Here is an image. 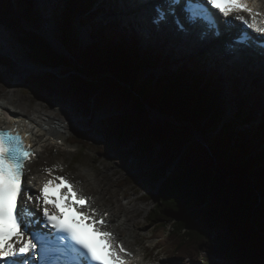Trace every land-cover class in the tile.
<instances>
[{"label":"trees","instance_id":"trees-1","mask_svg":"<svg viewBox=\"0 0 264 264\" xmlns=\"http://www.w3.org/2000/svg\"><path fill=\"white\" fill-rule=\"evenodd\" d=\"M19 3V18L24 19L32 4L30 0ZM91 6L94 0L67 2L62 46L86 68L85 73L76 71L73 76L72 95L86 105L99 97L117 102L118 113L107 120L105 144L95 155L124 166L140 152L159 148L161 167L148 174L135 172L126 183L135 185L147 179L159 185L149 221L156 232L163 228L167 233L169 259L183 264H217L213 260L264 264V99L260 81L255 80L241 94L236 79H223L215 72L198 74L200 60L179 65L178 72L168 71L158 80L140 81L141 69L150 67L147 61L135 64L137 39L132 40L134 52L121 45L122 39L121 44L114 41L117 24L104 27L109 39L89 28L102 41V50L99 45L79 49L72 21L76 16L86 18ZM12 13L10 3L0 0L3 30L19 28L20 21ZM18 35L35 64L49 69L70 67L67 58L55 53L42 37L30 32ZM5 64L0 58V66ZM46 81L38 85L42 87ZM222 89L224 99L219 98ZM227 103L235 109L234 119L222 123V105ZM152 112L172 118L176 125L153 123ZM194 134L207 147L194 141ZM173 164V172L166 175Z\"/></svg>","mask_w":264,"mask_h":264},{"label":"rangeland","instance_id":"rangeland-1","mask_svg":"<svg viewBox=\"0 0 264 264\" xmlns=\"http://www.w3.org/2000/svg\"><path fill=\"white\" fill-rule=\"evenodd\" d=\"M68 1L69 0H61V2L58 3L59 7L57 11L51 16L52 24L55 25L48 28L49 33L56 34L57 41L55 42L58 43L57 46H53L52 38L50 39L49 36L43 34L45 26L41 23L42 12L38 10L36 3L34 2L33 4L32 1V8L26 18L20 19L19 28L8 31L0 29V31L3 32L0 33V37L6 40L13 55L6 56L0 52V58L3 57L6 61L4 66H0V103H6L9 98L7 94L10 93V95H12L13 91H15L14 99L22 100L23 110H18L22 112V117L35 119L39 115L51 116L53 118L52 123H55L53 125L56 126L58 130V132L54 130L50 131L49 126H47L48 124L42 125V130H45L46 135V140L43 141L45 147H41L40 150L42 153H39L38 158L27 165V169L29 173L32 174V178L38 176L36 173L37 169L42 170L43 177H51L52 172L51 175H49L45 169L52 170L60 165L61 169L64 170L63 174L72 178V175L79 177L82 180V185L85 179H89L90 181H85L86 184L84 187H86L88 191L92 188V196L96 197V201L99 200V196L104 197V201L98 203H100L106 211H109L110 214L113 213L112 216L114 218L112 219L113 221H110V223H112L110 228L116 232L119 240L125 241L131 247L136 246L143 255L151 257L157 264H182L181 261L167 258L169 254L166 251L165 245V235H167V233H165L163 228H160V231L156 232L154 229L155 225L151 224L149 221L150 214L157 202L159 185H155L147 179L141 180L135 185H128L126 183V179L135 172H145L148 174L155 172L161 167L162 163L158 157L159 149L156 148L153 151L140 152L135 157L131 158L130 162L124 166L114 163L109 157L101 158L95 155V151L99 150L100 146L105 144L107 120L117 114V102L113 99L103 100L99 97L98 99L91 100L90 104L86 105L72 96L71 84L74 79L73 76L77 75L76 71L85 73L86 68L81 67L78 64L79 61L75 60L62 46L64 38V33L62 31L64 23H62V18L66 12V3ZM256 1L260 2L262 8H264V0ZM103 12H105L106 15L103 14ZM107 12L110 13V11L101 10V18L99 14L92 22L96 21L99 32L102 33L103 37L109 39V34L105 31L104 26L112 17L107 15ZM129 12L130 11H127V13L123 15L128 21H130V18L136 16V13L128 14ZM122 14L123 13H121V15ZM103 16L106 17L103 18ZM85 19V16H76L72 21L76 34V38L74 37V39L76 41L78 40L79 49L81 50L87 45L85 29H87L89 25L91 26L90 21L84 22ZM97 20H99V22H97ZM99 27L101 29H99ZM18 32H30L42 37L55 53L67 58L71 63L70 67L66 69H64V67L50 69L49 71L51 72H49L47 68L36 64L41 72L46 71L47 73H26L21 67V61L34 62L29 56L28 51L21 46ZM149 34L152 37L157 36L151 29ZM143 41L146 42L145 40ZM108 44L110 45V41ZM122 44L125 45L124 43ZM154 47L155 46L152 45L149 46V48L144 47L141 48V51L147 54L148 52L153 54L155 52ZM125 48H129V46ZM168 53H172V50L164 49V53H161L158 59H165V55ZM138 56L139 58H136L135 64L140 65L143 61L146 63V59L140 55ZM9 57H12L14 61H11ZM175 57L178 58L179 65L187 61V58H180L178 54H176ZM206 64L209 65L208 62H206ZM15 68H21L19 70L20 72L16 71ZM224 68L226 69L225 66ZM166 69L168 71L172 70L167 67ZM1 71H4V75L12 77V81L2 79ZM146 71V69H141V74L139 75L140 81L151 79V76ZM166 71H164L165 74L168 73ZM225 71L228 73V70H224V72ZM258 73L262 74L261 71ZM218 76L224 78V76L220 74H218ZM241 77L239 82L240 93H242L243 86L247 91L250 87V81L252 80L250 75L244 80L242 75ZM41 80H47L42 87L38 85ZM240 84H243V86ZM223 91H220V99L221 97L223 98ZM44 99L49 101L47 105L54 104L59 113L52 112L50 106H47V108L45 107V110L42 109L44 112L36 111L38 103ZM17 105L18 104L15 106ZM226 105H228V109L225 108L224 113L221 114V121L223 123L232 122L235 114L234 107L230 104ZM87 109H89V112ZM149 118L153 123L176 125L172 118H165L154 112L150 113ZM257 124H259L258 120ZM49 132H51V134H48ZM194 136L197 138L199 135L194 134ZM49 138H55V140H47ZM83 143L87 146V149L84 147ZM83 171L84 175L82 174ZM171 172L172 171H167V175L171 174ZM80 189L83 191L85 190L83 187H80ZM96 205H94V207H96ZM202 255H204V253H202ZM214 263L234 264V262L220 260H215Z\"/></svg>","mask_w":264,"mask_h":264},{"label":"snow or ice","instance_id":"snow-or-ice-1","mask_svg":"<svg viewBox=\"0 0 264 264\" xmlns=\"http://www.w3.org/2000/svg\"><path fill=\"white\" fill-rule=\"evenodd\" d=\"M160 2L169 6V13L156 6L155 23H163L169 14L175 15V6L183 2L190 30L199 27L210 31L217 29L219 24L213 9L218 10L226 26L234 23L227 19L232 11L258 15L242 0ZM235 20L241 22L242 28L238 43L247 44L254 39L249 29L258 34L255 39L264 41V26H258L255 20L249 23L240 15ZM261 47L264 48V45ZM33 155L14 130L0 129V264H88L89 261L91 264H127L121 254L128 253L123 247L117 251L118 246L111 241L112 234L102 230L105 221L94 219L95 209H90V214L84 211L90 198L78 197L66 177L54 176L43 183L38 195L32 193L28 187L31 181L25 182V165ZM45 171L51 175L50 169ZM33 201L37 209L35 212L30 206ZM65 209L74 211L79 217L74 222H87L85 226L92 227L106 255H98L75 228L64 222Z\"/></svg>","mask_w":264,"mask_h":264},{"label":"bare ground","instance_id":"bare-ground-1","mask_svg":"<svg viewBox=\"0 0 264 264\" xmlns=\"http://www.w3.org/2000/svg\"><path fill=\"white\" fill-rule=\"evenodd\" d=\"M34 2L36 3L38 10H40L42 12L41 13V15H42L41 23H43V25L45 26L44 28L49 32L48 28H51V26L53 25L51 16H53L55 14V12L57 11V9L59 7L58 3H60L61 0H34ZM102 2L107 9H111L113 7L117 11L116 12L117 15L123 21V24H122L123 28H121L120 32L126 41L129 38L128 37L129 36L128 29H130V30L135 29V31L140 35V37H142L143 40H145L147 43H149L150 46L151 45L155 46L154 47L155 52L153 54H150V52H148V54H147L146 52H142L141 48H137L138 54L140 56L148 59V61H147L148 64L154 63L153 61L156 59L158 60V58L160 57V54L164 53V49H170L173 52L175 51L176 54L178 53V55H180V57L184 59V58H189L190 55L194 54L195 51L201 50L205 47V46H203V43H200L199 39L196 38L195 36L192 38V40L184 41L183 37L181 36V33H179V32L174 33L172 31H168L167 33L162 34L160 32L158 33V31L152 30V27L150 25V20H149L150 14L148 13V11L145 10L143 7L137 6L136 4L128 3L127 0H121V5H118L116 8H115L114 0H102ZM252 5H259L261 7V10H264L262 8L261 3L256 1V0L252 1ZM127 11H130L128 14L136 13V16L134 18H130V21H128V19L123 16L124 14L127 13ZM121 13H123V14L121 15ZM103 14H105V12H103ZM101 16H100V18H101ZM105 17L106 16H103V18H105ZM110 17H112V16H110ZM235 17H236V15H233V16H231L230 19L232 21H234L236 24H239V21H236ZM125 18H126V21H125ZM97 22H99V20H97ZM99 24H101V23H99ZM97 25L98 24H95L96 27H97ZM95 26H92V27H95ZM90 27H88L87 30H90L89 29ZM99 29H100V27H99ZM150 29L155 34H157V36L152 37L149 34ZM176 40L179 42H177ZM55 41H57V40L53 39V43H52L53 46H57V44H58ZM1 42H3V43H1ZM221 47H222L221 45L216 44L214 46H209L208 50H206V52H208V54L212 57V59L215 61L216 64L218 62L223 63V64H221V68H219L221 72H223L226 69L232 68V69H236V71L243 73V74H246V73L255 74V75H262L263 74V72H264V59H262L256 55L254 57H251L252 56L251 53H249V54H251V56H249V57H247L248 55L246 56L247 58L244 57V55H243L244 53H242V56H239L237 59L236 58H227L228 56L224 54ZM242 50H245V49L243 48ZM0 52L6 56H13L11 53L10 47L7 45L6 40H4L1 37H0ZM224 66L226 67V69L224 68ZM21 67L26 73H38V74L47 73L46 71L41 72L40 68L36 64L28 62V61H21ZM20 69L21 68H15V70L18 72H20L19 71ZM260 71L262 72V74L258 73ZM56 73H58V72H56ZM1 77H2V79L8 80V81H12V79H13L9 75H4V71H1ZM14 94H15V91H13L12 95H10V93H8L7 94L9 96L8 101H6V103H0V129L2 128V126L8 125V127H16L18 130L23 132V135L25 133H27L28 143H30L36 149L38 154L42 153V151L40 149H41V147H45L43 144V141L46 140L45 139L46 138L45 137L46 136L45 130H42V125L48 124L47 126H49L50 131L54 130V131L58 132L57 127L53 125L55 123L54 122L52 123L53 118L51 116H47V115H39L35 119L22 117V115H21L22 112L18 111V110H23L22 100L14 99ZM47 103H49V101H46L45 99L43 101L39 102L38 107L36 108V111L44 112L45 107L47 108V106H50L52 112L59 113L58 109L55 108L54 104L47 105ZM16 104H18V105L15 106ZM42 109H44V110H42ZM225 112H226V110H225ZM9 116H11V117L9 118ZM48 134H51V132H49ZM55 138L59 139L58 137H55ZM55 138H49L47 140H55ZM31 161L32 160H30L27 163V165ZM26 171L28 172L27 167H26ZM36 173L38 174V176L29 180V181H31V183H28V187L31 189L33 194L38 195L39 193L36 191V189L41 187L44 182H46L47 180L52 179V178L51 177H43L42 176V170H40V169H37ZM30 175H32V174H30ZM85 180L90 181L89 179H85ZM31 184H33V186H31ZM79 190L81 192H83V190L80 189V187H79ZM88 192L93 193L92 188H90V191H88ZM98 198H99V200L96 201V197H95L94 202L96 204H98V202H100V201H104V197L99 196ZM32 203L35 206V201H33ZM96 204H94V205H96ZM96 207H98V206L96 205ZM113 218L114 217L111 214V219L108 221L110 222ZM213 261L215 262V260H213Z\"/></svg>","mask_w":264,"mask_h":264},{"label":"water","instance_id":"water-1","mask_svg":"<svg viewBox=\"0 0 264 264\" xmlns=\"http://www.w3.org/2000/svg\"><path fill=\"white\" fill-rule=\"evenodd\" d=\"M2 30H3V28H1ZM8 31V30H7ZM45 35H47V36H49V38L51 39H55L54 37H52V36H50L48 33H45ZM43 39V38H42ZM85 39H87V41H86V44H87V46H93V47H95L96 48V45H99V48H100V50H102V48H101V46H104V45H102V41L100 40V38H98V37H96V34L95 33H93L91 30H87V29H85ZM43 41L45 42V40L43 39ZM46 43V42H45ZM47 44V43H46ZM48 45V44H47ZM106 47H107V49H108V43H107V45H105ZM139 48H141V46H140V44H139V46H138ZM53 50V49H52ZM100 52H102V51H100ZM166 58H167V62H168V64H169V66L175 71V72H178V70H180V66H179V64H178V62L174 59V58H172V56H170V55H166ZM2 66H4V65H2ZM65 69V68H64ZM47 70L49 71L50 69L49 68H47ZM152 71H153V74H154V80H158V78L159 77H162V76H166V74L164 73V68L162 67V66H154L153 68H152ZM50 72V71H49ZM73 96V95H72ZM218 104H216V106H217ZM117 111H118V109H117ZM118 113V112H117ZM153 113V112H152ZM160 116H162V115H160ZM195 137V136H194ZM194 140L195 141H198V142H200V143H202L205 147H207V145H206V143H204V141L202 140V138L200 137V136H198L197 138L195 137L194 138ZM156 148H158V147H156ZM155 148V149H156ZM159 149V148H158ZM174 166H175V164H173L172 165V167L171 168H169L168 169V171H172L173 172V169H174ZM171 172V173H172ZM166 175H167V173H166ZM169 175V174H168ZM235 264V263H234Z\"/></svg>","mask_w":264,"mask_h":264}]
</instances>
